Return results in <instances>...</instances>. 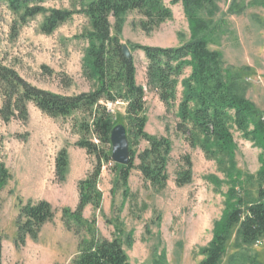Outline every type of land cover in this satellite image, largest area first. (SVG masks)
Instances as JSON below:
<instances>
[{"label":"rangeland","instance_id":"1","mask_svg":"<svg viewBox=\"0 0 264 264\" xmlns=\"http://www.w3.org/2000/svg\"><path fill=\"white\" fill-rule=\"evenodd\" d=\"M214 2L217 11L212 17L205 12L199 14L207 24L201 37L210 50L221 55L226 70L246 69L241 73L244 95L264 116V8L251 6V0ZM231 5L244 6L245 10L232 14ZM164 6L171 13L170 19L150 33L141 30L139 13H128L118 38L130 48L136 83L145 91V132L167 138L171 144L166 187L154 191L140 173L133 170L124 197L121 190H113L112 166L106 164L98 185L102 192L101 208L95 211L87 206L82 215L88 222L95 218L93 228L99 238L120 240L129 264H200L203 259L200 250L212 240L214 224L222 216L232 183L217 159L207 157L200 146H191L176 131V108L167 111L156 93L146 88L145 57L141 51L131 50L136 45L173 48L189 42L190 24L181 1L164 0ZM42 7L74 11V14L51 35H44L40 31L44 16L22 23L18 15L0 4V60L41 90L64 96L91 91L94 82L83 73L82 67L87 48L84 39L87 19L77 13V4L70 0H42ZM188 74L189 69H186L184 77ZM113 111L115 126L122 125L127 130L125 105L115 103ZM81 118L74 115L52 119L28 105L26 121H0V162L10 174V180L0 193L1 264H70L79 241L88 238L86 233L81 232L78 237L68 231L61 219L63 209L76 208L77 184L95 165L93 156L76 147L82 137L78 129ZM231 133L237 172L232 174V180L239 183L235 190L241 188L254 197L261 150L234 127ZM145 147L146 143L140 142L138 151ZM62 149L68 155V169L65 181L59 182L55 176V158ZM186 159L191 163V183L177 187L175 179L185 168ZM41 200L52 206L54 219L43 226L37 240L28 239L24 246L17 248L14 239L19 203ZM127 237L130 246H127ZM240 252L235 247L233 232L219 264H230V258ZM248 253L259 264H264V241L250 247Z\"/></svg>","mask_w":264,"mask_h":264},{"label":"trees","instance_id":"2","mask_svg":"<svg viewBox=\"0 0 264 264\" xmlns=\"http://www.w3.org/2000/svg\"><path fill=\"white\" fill-rule=\"evenodd\" d=\"M70 1L77 4V13L87 19L88 31L84 35L87 48L82 67L83 73L93 80V89L74 96L41 90L0 60V121H26L28 105H33L52 119H67L74 115L82 117L78 123L82 137L76 147L93 156L95 165L77 184L79 199L76 208L61 211L63 225L68 231L78 237L81 232L88 236L79 241L70 264H129L120 240L99 238L93 228L95 218L88 222L82 213L87 206L95 211L101 208L102 192L98 185L102 167L106 164L112 166L113 190H121L124 197L127 196L133 170L139 172L154 191H162L166 187L171 144L167 138L150 136L145 132V91L136 83L133 57L123 55L124 45L118 35L122 31L124 16L130 12L141 15L140 28L146 33L170 19L171 13L164 6V0ZM180 1L190 24L189 42L173 48L136 45L131 50H139L145 57L146 88L156 93L167 111L176 108V131L191 146H200L207 157L217 159L219 167L230 175L228 178L232 185L222 216L214 224L212 240L200 250L203 257L200 264H219L233 232L235 247L242 252L233 255L229 263L259 264L248 249L264 241V116L244 95L241 73L246 69L226 70L221 55L210 50L207 41L201 37L207 24L199 14L205 12L212 17L217 11L214 0ZM1 3L12 14L18 15L22 23L44 16L40 28L44 35H51L74 14L69 10H47L42 7V0H0ZM250 4L264 8V0H251ZM244 10V6L230 7L232 14H240ZM186 69H189V74L184 77ZM106 103L125 105L130 152L126 166L116 165L110 159V134L115 124L106 110ZM232 127L261 150L254 197L241 188L235 190L239 183L232 180V174L237 173L233 164L235 144ZM140 142L146 143L147 147L138 151ZM67 169L68 155L62 149L55 158V176L59 182L65 181ZM191 179V163L186 159V166L177 174L175 184L182 187L190 184ZM9 180V171L0 162V193ZM54 216V209L46 201L19 203L15 246H24L28 239L37 240L43 226L51 223ZM126 242L130 246L128 237Z\"/></svg>","mask_w":264,"mask_h":264},{"label":"water","instance_id":"3","mask_svg":"<svg viewBox=\"0 0 264 264\" xmlns=\"http://www.w3.org/2000/svg\"><path fill=\"white\" fill-rule=\"evenodd\" d=\"M122 53L126 58L131 57L127 46H123ZM111 162L116 165L126 166L130 159L129 144L126 129L122 125L115 126L110 134Z\"/></svg>","mask_w":264,"mask_h":264},{"label":"built area","instance_id":"4","mask_svg":"<svg viewBox=\"0 0 264 264\" xmlns=\"http://www.w3.org/2000/svg\"><path fill=\"white\" fill-rule=\"evenodd\" d=\"M113 106H114V104H112V103H106L105 104V107H106V110H107V112L111 115V114H113Z\"/></svg>","mask_w":264,"mask_h":264}]
</instances>
